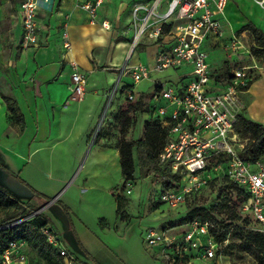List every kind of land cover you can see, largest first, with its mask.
Returning <instances> with one entry per match:
<instances>
[{
    "label": "built area",
    "instance_id": "1",
    "mask_svg": "<svg viewBox=\"0 0 264 264\" xmlns=\"http://www.w3.org/2000/svg\"><path fill=\"white\" fill-rule=\"evenodd\" d=\"M45 1L48 3L49 0ZM229 1L135 0L129 23L133 35L128 59L141 43L147 41L158 47L155 63L153 67L144 63L125 65L108 101L111 104L119 89L126 85L122 84V76L127 70L134 81L139 82L150 79L153 72L189 69L180 77L179 85L154 80L151 92L140 98L144 113L149 114L147 120L154 124L158 119L161 129L167 131L159 164L177 178L168 181L159 194V203L177 207L184 204L190 194L215 181L228 179L240 190L238 215L241 221L252 218L254 225L251 228L264 233V155L255 161L244 159L241 151L248 139L242 138L237 131L240 117L247 108L244 95L249 89L250 74L254 68L263 66L257 63V55L253 53L256 43L252 33L232 28L226 11ZM255 1L264 9V0ZM104 2L78 0V6L88 12L92 22H97L98 11ZM40 6V0L21 1L18 43L21 49L41 45ZM102 24L111 28L107 20ZM62 43L66 52L71 53L73 45L66 24ZM207 43L213 48L223 47L229 60L213 69ZM246 60L254 63L245 64ZM68 64L71 69L70 98L82 101L87 94L86 72L75 59H70ZM127 101L131 104L139 101L130 89ZM105 116L106 113L101 120ZM131 185L129 180L127 186ZM131 191L128 187L126 192L130 194ZM244 195L248 198H242ZM42 212L43 208H39L23 219L0 225V231ZM177 229L171 225L162 230L147 229L145 239L150 247L158 249L157 256H163L167 264H198L202 260L212 264L220 257V244L228 242V239L223 243L216 241L213 230L219 232L223 228L214 220L196 218L187 222L183 231L177 232ZM41 232L58 251L63 264H85L67 247L54 226L49 224L41 228ZM27 247L28 243L23 239H10L5 247H0V264H28Z\"/></svg>",
    "mask_w": 264,
    "mask_h": 264
},
{
    "label": "crops",
    "instance_id": "2",
    "mask_svg": "<svg viewBox=\"0 0 264 264\" xmlns=\"http://www.w3.org/2000/svg\"><path fill=\"white\" fill-rule=\"evenodd\" d=\"M21 1L16 0L13 10L9 13L11 21L16 25L19 38L21 35L19 18ZM134 2L135 0H105L98 11V21L92 22L88 12L78 6V0H49L48 3L45 0H40L41 6L38 19L41 45L21 49L17 44L16 63L13 65L15 69L9 73L0 69V182L23 202H27L35 208H38L40 203L33 193L36 189L27 182V176L20 178L24 181L23 184L15 177L16 173L4 164L7 163V152L14 154L19 161L25 163V167L29 161L35 158L34 162L37 164L35 168L40 173H43V164L48 159H52L56 164L71 163L77 165L81 159L87 160L94 153L109 148H115L114 154L118 155L121 161L118 148L121 138L118 139L119 141L114 139L111 141L109 137L100 135L96 140H91L90 133L98 118L100 122L105 113L107 118L111 116L110 113L107 115V107L113 112L119 106H124L122 110H127L129 107L124 104H131L127 99L120 100L121 96H119L116 104L111 102L108 106L110 91L112 90L108 87V81L116 82L117 78H120L121 69L125 65L132 66L144 63L149 67L154 66L158 48L156 44L147 41L139 45V47H142L141 55H136L138 59L135 62H132V58L136 50L128 59L133 35V31L129 29V23ZM252 5H254L253 0L229 1L226 11L235 31H242L245 25L253 23L264 32V9L260 6L263 11L260 18L255 13ZM3 10L4 6L0 5V11L3 12ZM104 20L110 23L111 28L103 26L102 21ZM65 24L68 26L73 45L71 53L66 52L62 43V32ZM245 30L251 33L250 30ZM119 41L124 44V47L126 46L122 55L115 54ZM128 42L129 44H127ZM151 47L155 48L152 53L149 52ZM147 53L150 62L142 60V57ZM70 59H75L87 75V94L82 101L70 98L71 69L68 64ZM188 72L189 69H186L180 70L178 73L180 77H183ZM125 73L122 76L123 86L125 85V82H123ZM104 81H106V84H104ZM262 81V77H259L245 93L244 98L246 99L247 108L244 116L255 121H261L264 124L263 118L256 119L255 112L251 116L248 114V107L254 89ZM3 95L10 96L18 102L25 119L23 129L19 124H14L9 120L10 111ZM115 98H117V95ZM144 131L146 132L145 129ZM142 140L144 141L145 138L143 137ZM133 154L136 175L139 148H135ZM25 167L22 168L21 173H23V170L25 171ZM51 176L50 172L46 177L50 178ZM53 179L60 180L62 184L59 187L63 186L67 180V178L60 175L54 176ZM51 186H53L52 183ZM43 187L48 190L51 189L46 184ZM80 187L77 195L72 196L71 194L66 199L63 198V195L58 200L60 205L51 202L42 204V207L40 206V208H43V212L49 208L52 209L56 223L63 225L64 233L68 236L64 237L61 232L56 230L67 247L84 263L137 264L121 258L114 251L115 242L109 243V241L120 240L121 237L127 238L126 235H120V230H116L119 225L113 227L105 217H101L100 222H96V226H90L75 209L74 197L81 198L85 191L93 188L91 184H84V189H82V185ZM111 192L116 199L118 190L114 191L112 189ZM61 193L58 189L52 188L50 192H47V195H55L54 197L58 198ZM100 215L102 214L100 213ZM117 215V222L120 225L130 224V219H123L118 209ZM50 224L54 226L52 222ZM168 225L170 226L171 223H164L162 229ZM97 229H102L105 233H113L115 237H110L108 243L103 242ZM91 242L96 243L94 250L88 246V243ZM157 251L158 249L155 248L153 257L151 255L144 256L145 258H143L141 264H167L163 256H157L159 252ZM96 253H98V256H96ZM103 254H109L114 258L112 261L111 259L109 261L105 260ZM200 262L207 263V261L202 260L198 264Z\"/></svg>",
    "mask_w": 264,
    "mask_h": 264
},
{
    "label": "rangeland",
    "instance_id": "3",
    "mask_svg": "<svg viewBox=\"0 0 264 264\" xmlns=\"http://www.w3.org/2000/svg\"><path fill=\"white\" fill-rule=\"evenodd\" d=\"M15 2L16 0H0V5L4 6V13L0 11V69L8 73L15 69L13 65L16 63L15 57L19 41L16 25L11 21L9 16ZM253 3L254 5L252 6L255 13L261 18L263 14L262 8L255 0H253ZM127 44H129V42ZM141 48L140 46L136 49L132 62L138 59L136 55H141ZM206 48L209 52V62L213 69L218 68L226 60H229L223 47L213 48L207 43ZM125 49L126 46L124 47V44L119 41L118 47L115 49V54L122 55ZM154 50L155 48L151 47L149 52L152 53ZM142 60L150 62L148 53L142 57ZM256 61L260 66H264V57L256 56ZM244 63L252 64L254 62L252 60H246ZM225 67H227V65H225ZM4 68H6V70H4ZM259 77H262L263 81L256 85L252 97L250 96L252 100L248 107V114L251 116V114L255 112L257 120L261 118L264 119V68H254L253 72L250 74L248 84V88H250ZM118 79L119 77L117 81ZM154 80H160L172 86H177L179 82H181L178 71L174 70L153 72L150 79H144L139 82H135L128 74L127 70L123 82H125L124 84L126 85H132L130 90L134 92L136 100H140L142 94L151 92L154 87ZM117 81H108V87L114 91ZM104 84H106V81H104ZM116 95L117 98L114 97L112 101L113 104L118 102L119 96H121L120 100L127 99V91L125 90L119 89ZM109 104L110 103H108V106ZM124 105L126 107H132V110L128 111L130 114L118 116L124 111L122 110L124 106H119V108L115 109L113 112L107 107V115L110 113L111 116L109 118L105 116V119H107L101 120L100 122L99 118L96 120L90 133V139L96 140L100 135H103L104 137H109L111 141H113V139L119 141L118 139L123 137V123H128L129 125L126 132V137L128 139L145 138L143 144L139 147L137 174H134V179L131 180V186H127L126 184L125 191L121 190L124 179L119 156L114 154L115 148H109L94 153L87 160L84 158L81 159L77 165L71 163L56 164L52 159H48L46 163L43 164V173L37 172L35 168L37 164L34 162L36 160L35 158L29 161L25 167V163L19 161L14 154L7 152V163L5 162L4 164L16 173V178H25V176H27V182L37 190L36 193V190L33 193L40 202L38 208H40V206L42 207V204L44 205L54 200L55 195H47V192H50L52 188H56L59 192H62L61 195L53 201V203L60 205L58 200L62 198L63 195L65 199L69 198L71 194L72 196L75 194L77 195V191L81 188L80 185H82V189H84V184H91L93 188L85 191L81 198L74 197L75 209L78 210V213L90 226H96V222H100L101 217H105L107 222L112 224L113 227L114 225H119V227L115 229L118 231L120 230V235H126L127 238L121 237L120 240L123 241L119 239L109 241L110 237L114 236L113 233H105L102 229H97L98 234L103 242H115L113 246L114 251L119 254L121 258L132 261V263L141 264L143 263L141 261L145 258L144 256L151 255L153 257L155 251V248L150 247L145 239L148 228L152 227L162 230L164 223H180L176 231L181 232L187 227V217L190 211L198 207L206 208L211 211L210 216L219 221L220 224L222 222L223 224H228L230 223L229 217H231L232 211L235 210L238 215L240 190L232 181L224 179L211 183L208 187L197 193L190 194L186 202L177 207L170 206L166 203H159V194L167 187V182L170 181V179L171 181H176L177 178L173 177L171 171L167 172L162 177L157 176L156 169L160 166L158 154L163 151L164 147L158 137H155V135L151 133L146 134L144 131V121L149 114H143L141 109H135V106L132 104L127 103ZM260 123L263 122L260 121ZM103 125H105L104 128ZM24 167L25 171L23 170V173H21ZM50 172L52 176L50 178L46 177ZM56 175L67 178L63 186L59 187V185L62 184L60 180L53 179ZM51 183L53 186H51ZM45 184L51 189L48 190L43 187ZM128 187L132 190L130 194L126 192ZM112 189H114V191L118 190V192L121 190V195L124 199L122 218L126 220L129 218V225L124 224V226H122L117 222V205L116 199L111 192ZM100 213L102 215H100ZM42 214L49 222L53 223L54 227L61 232L64 237L68 236L64 233L65 230L63 229V225H61V223H56L52 209L49 208ZM4 217L5 211L0 210V220L4 219ZM246 219L247 220L243 222L241 219H238L237 222L234 223L228 242L220 244V257L216 258L213 264H264V261H262L264 256H262L258 245L248 235V231L252 229L251 226L254 225V221L252 218ZM240 223H242L243 227H239ZM94 245L96 246L95 242L88 243V246L93 250L96 248ZM26 252L29 257L28 264H46L40 260L37 253L31 248L27 247ZM109 254H103V258L108 261L111 259L112 261L114 257ZM96 256H98V253H96ZM200 264L207 263L200 262Z\"/></svg>",
    "mask_w": 264,
    "mask_h": 264
},
{
    "label": "trees",
    "instance_id": "4",
    "mask_svg": "<svg viewBox=\"0 0 264 264\" xmlns=\"http://www.w3.org/2000/svg\"><path fill=\"white\" fill-rule=\"evenodd\" d=\"M243 29L250 30L254 37L256 46L252 48L253 53L257 56L264 57V32L253 23L245 25ZM228 68H230V66ZM131 86L132 85L127 84L122 90L128 91ZM3 97L10 111L9 120L14 124H19L21 129H23L25 126V119L18 105V102L10 96L3 95ZM133 105L135 106V109H141L142 112H145L142 100H139ZM130 110H132V107H129L127 110L122 111V113H120L118 116H126V114H129L128 111ZM157 122L158 119L155 120L154 124H152L148 120L145 121L146 134H154L155 137H158V139L161 140V144L164 147L167 138V131L161 129ZM128 128V123H123V137L118 143V148L121 154V168L124 177V183L121 187V190L124 191L127 182L134 179V174L136 172L133 150L135 148L138 149L143 143L142 139H128L126 137ZM237 131L242 138L248 139L245 147L241 151V156L244 159L255 161L264 155L263 123L254 121L245 117L244 115H241L239 124L237 126ZM167 172H169V170L165 166L160 165L156 169V174L159 177H162ZM18 180L24 184V181L22 179L19 178ZM121 190L118 192L116 199L118 212L123 217L124 199L121 195ZM242 198H248V195H244L242 196ZM37 209L38 208H35L31 204L23 202L16 195H14L4 184L0 182V210L5 211V217L4 219L0 220V225L23 219ZM207 210L208 209L201 207L192 209L187 217V222L199 218L203 221L208 219L214 220L218 223L219 221L213 219V217L210 216L211 211L208 210V212ZM230 216V223L223 224L222 222L220 224V226L223 228L222 231L216 232L215 230H213L215 239L218 243H223L226 239H229V236L233 230L234 223L237 222L238 219L240 220V217H238L235 210L232 211ZM49 224L50 222L48 221V219L41 213L33 218L20 222L16 226L2 229L0 231V247H5L8 241L12 238L23 239L28 243V247L37 253L41 261L45 262L46 264H63V259L58 251L47 242L46 237L41 232V228H44ZM178 224L180 223H172L171 226H178ZM239 227H243L242 223H240ZM248 235L258 245L262 256H264V233L251 229L250 231H248ZM262 261H264V257L262 258ZM85 264L91 263L87 262Z\"/></svg>",
    "mask_w": 264,
    "mask_h": 264
},
{
    "label": "water",
    "instance_id": "5",
    "mask_svg": "<svg viewBox=\"0 0 264 264\" xmlns=\"http://www.w3.org/2000/svg\"><path fill=\"white\" fill-rule=\"evenodd\" d=\"M51 201H53V200H51ZM51 201H50V202H51ZM50 202H49V203H50Z\"/></svg>",
    "mask_w": 264,
    "mask_h": 264
}]
</instances>
